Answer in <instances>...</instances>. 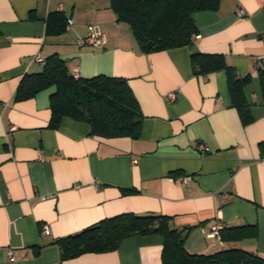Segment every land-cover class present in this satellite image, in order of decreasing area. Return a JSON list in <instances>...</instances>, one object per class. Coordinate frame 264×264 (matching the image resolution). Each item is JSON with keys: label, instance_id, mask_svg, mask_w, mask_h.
Segmentation results:
<instances>
[{"label": "crops", "instance_id": "1", "mask_svg": "<svg viewBox=\"0 0 264 264\" xmlns=\"http://www.w3.org/2000/svg\"><path fill=\"white\" fill-rule=\"evenodd\" d=\"M55 13L67 18L63 31ZM193 18L192 46L146 54L111 0H0V264H58L56 241L126 213L168 217L189 254L264 258V0H222ZM91 26L104 48L79 46ZM193 53L222 56L250 77L248 124L226 70L196 74ZM55 54L84 79L128 81L143 116L137 139L96 137L68 117L50 128L54 87L16 101L23 78L43 69L36 57ZM216 224L257 235L224 242L211 237ZM163 249L161 234L133 235L65 264H163Z\"/></svg>", "mask_w": 264, "mask_h": 264}, {"label": "trees", "instance_id": "2", "mask_svg": "<svg viewBox=\"0 0 264 264\" xmlns=\"http://www.w3.org/2000/svg\"><path fill=\"white\" fill-rule=\"evenodd\" d=\"M222 0H111L119 22L127 23L146 53H155L192 46L198 35L193 15L215 11ZM52 16V15H51ZM66 28L67 18L53 14ZM192 66L198 75L225 69L233 104L244 123L251 116L245 96L250 77L239 78L234 68L227 66L222 56L193 53ZM259 79L264 95V70ZM55 88L50 98L51 120L49 127L57 129L64 117L86 122L91 135L106 139L140 135L143 116L128 81L123 78L98 76L75 79L66 62L57 54L45 60L39 73L27 74L20 83L16 101L35 97L39 92ZM161 234L164 237L163 264H264V258L240 249L224 250L213 255L189 254L185 249L183 232L169 227V218L162 215L121 214L104 219L81 232L55 242L60 247L58 264L87 253H104L115 250L126 238L133 235ZM224 242H238L256 236L251 227L221 230Z\"/></svg>", "mask_w": 264, "mask_h": 264}, {"label": "built area", "instance_id": "3", "mask_svg": "<svg viewBox=\"0 0 264 264\" xmlns=\"http://www.w3.org/2000/svg\"><path fill=\"white\" fill-rule=\"evenodd\" d=\"M239 16H243V12L242 11L239 12ZM69 25H72V21H69ZM78 44L81 47L88 46V47H93V48H96V49H102L106 45V37L104 35L100 34V33H97L95 31L94 27L91 26L89 28V32H88L87 36L85 38H80L79 41H78ZM35 61L44 64L43 60L40 59L39 57H36V60ZM263 65H264L263 62L260 61L258 66L261 69V68H263ZM72 75H73V77L75 79L81 78V76L79 75L78 72H74ZM168 98L171 99V100H174L175 99V95L174 94H170L168 96ZM200 149L204 151L205 150V147L204 146H200ZM178 182L184 183L183 180H179ZM221 230H222V227H221L220 224L214 225L211 228V233H210L211 234V237L220 240L221 239V235H220ZM42 234L44 236H48L49 235V229H48V227H45L43 229ZM11 261H14V258L12 257V254H11Z\"/></svg>", "mask_w": 264, "mask_h": 264}]
</instances>
